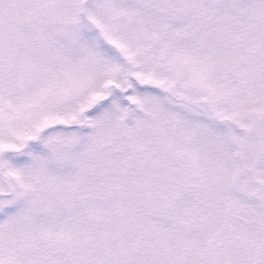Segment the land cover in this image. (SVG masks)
<instances>
[{
  "label": "snow or ice",
  "instance_id": "6c2138e0",
  "mask_svg": "<svg viewBox=\"0 0 264 264\" xmlns=\"http://www.w3.org/2000/svg\"><path fill=\"white\" fill-rule=\"evenodd\" d=\"M0 264H264V0H0Z\"/></svg>",
  "mask_w": 264,
  "mask_h": 264
}]
</instances>
